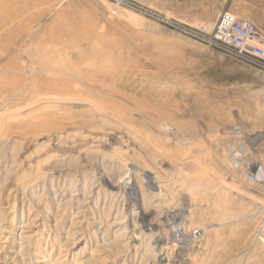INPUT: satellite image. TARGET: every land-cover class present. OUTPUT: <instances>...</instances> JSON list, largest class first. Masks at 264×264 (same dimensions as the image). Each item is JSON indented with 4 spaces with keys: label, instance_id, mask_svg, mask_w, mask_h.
<instances>
[{
    "label": "rangeland",
    "instance_id": "rangeland-1",
    "mask_svg": "<svg viewBox=\"0 0 264 264\" xmlns=\"http://www.w3.org/2000/svg\"><path fill=\"white\" fill-rule=\"evenodd\" d=\"M254 1L0 0V264H264Z\"/></svg>",
    "mask_w": 264,
    "mask_h": 264
},
{
    "label": "built area",
    "instance_id": "built-area-1",
    "mask_svg": "<svg viewBox=\"0 0 264 264\" xmlns=\"http://www.w3.org/2000/svg\"><path fill=\"white\" fill-rule=\"evenodd\" d=\"M213 39L244 63L264 71V37L253 23L224 12L215 25ZM234 132L238 139L243 140L240 128H236ZM246 173L253 185L264 188L262 164H249Z\"/></svg>",
    "mask_w": 264,
    "mask_h": 264
},
{
    "label": "crops",
    "instance_id": "crops-1",
    "mask_svg": "<svg viewBox=\"0 0 264 264\" xmlns=\"http://www.w3.org/2000/svg\"><path fill=\"white\" fill-rule=\"evenodd\" d=\"M253 4H254V7L255 6L262 7V6H264V0H256L253 2Z\"/></svg>",
    "mask_w": 264,
    "mask_h": 264
},
{
    "label": "bare ground",
    "instance_id": "bare-ground-1",
    "mask_svg": "<svg viewBox=\"0 0 264 264\" xmlns=\"http://www.w3.org/2000/svg\"><path fill=\"white\" fill-rule=\"evenodd\" d=\"M157 239V238H156ZM162 251V250H161ZM46 263H47V261H46ZM48 264V263H47Z\"/></svg>",
    "mask_w": 264,
    "mask_h": 264
}]
</instances>
